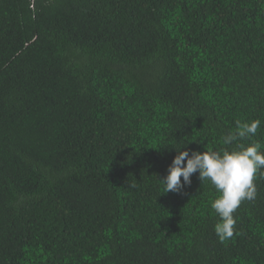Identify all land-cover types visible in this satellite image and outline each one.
<instances>
[{
    "label": "trees",
    "instance_id": "1",
    "mask_svg": "<svg viewBox=\"0 0 264 264\" xmlns=\"http://www.w3.org/2000/svg\"><path fill=\"white\" fill-rule=\"evenodd\" d=\"M254 142L264 0H0V264H264V176L224 242L210 181H160Z\"/></svg>",
    "mask_w": 264,
    "mask_h": 264
},
{
    "label": "clouds",
    "instance_id": "2",
    "mask_svg": "<svg viewBox=\"0 0 264 264\" xmlns=\"http://www.w3.org/2000/svg\"><path fill=\"white\" fill-rule=\"evenodd\" d=\"M260 120L237 122L236 131L222 137L224 145L254 137L260 127ZM176 150L167 169V175L160 179L163 193H182L191 184V177L198 173L200 181H210L219 195L212 201L211 208L219 217L214 226L221 242L233 237L236 218L233 213L244 201H254L257 196L255 180L258 174L264 176V150L259 142L247 146L239 144L237 149L222 151ZM182 178V180H181Z\"/></svg>",
    "mask_w": 264,
    "mask_h": 264
}]
</instances>
